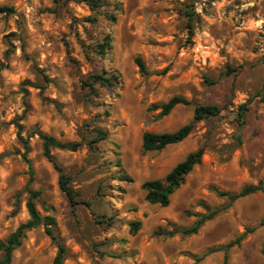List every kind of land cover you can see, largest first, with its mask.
<instances>
[{
	"label": "rangeland",
	"instance_id": "rangeland-1",
	"mask_svg": "<svg viewBox=\"0 0 264 264\" xmlns=\"http://www.w3.org/2000/svg\"><path fill=\"white\" fill-rule=\"evenodd\" d=\"M0 5L12 9L0 12V240L29 218L27 140L29 186L38 191L40 215L56 222L62 264H264L260 191L230 202L194 234L158 233L190 226L204 205L228 203L216 190L264 182V0H107L95 11L84 0ZM105 35L110 47L99 55L94 47ZM102 70L116 75L114 83L96 84L93 92L83 81ZM173 95L190 103L159 115L152 105ZM245 101L240 117L237 106ZM198 103L221 111L196 121L182 141L143 150L144 131L176 130ZM96 128L107 136L91 142ZM37 130L81 143L74 151L52 149L79 192L75 210ZM200 146V163L169 204L148 202L141 184L162 179ZM133 221H140L134 234ZM56 251L41 223L26 231L10 264H52Z\"/></svg>",
	"mask_w": 264,
	"mask_h": 264
},
{
	"label": "trees",
	"instance_id": "trees-1",
	"mask_svg": "<svg viewBox=\"0 0 264 264\" xmlns=\"http://www.w3.org/2000/svg\"><path fill=\"white\" fill-rule=\"evenodd\" d=\"M89 8L95 11L99 6H102L107 3V0H84ZM11 7L6 5H0L1 11H11ZM108 17L114 19L113 14H108ZM188 28L189 33L192 34V21L194 18V11H188ZM94 20V17L91 18ZM110 47V37L105 35L101 41L95 45V52L99 55H103L106 52V49ZM136 63L139 66L140 71L146 72V68L140 57H136ZM1 65V63H0ZM116 75L107 74L105 70L101 72H95L88 75L87 79L83 81L85 86H88L89 89L93 92H96V84L101 86H111L114 83ZM264 88V85H263ZM23 104L25 105V110L28 108V101L26 98L27 90L23 89ZM190 100L182 95H173L167 101L160 104H153V108H160L159 115H166L172 111V109L178 104H189ZM248 108V101L241 102L237 106V113L240 117H243L244 112ZM221 108L214 103H198L193 107V117L192 119L181 125L174 131H165V132H153V131H144L142 134V148L145 151L150 150H161L168 144H173L182 141L186 136L190 134L193 129L194 123L196 121L216 116L220 113ZM17 126L20 131V124L17 123ZM95 136L90 140L91 142H97L99 140L105 139L107 136L106 131L101 128L95 129ZM39 138L42 141V152L43 155L52 163L53 167L58 172V183L60 189L66 194L70 205L73 210L76 209L77 204L81 202L78 198L79 192L74 189L70 184V176L65 172L64 167L59 163L56 157L52 154L53 148L63 149V150H77L81 143L79 141H60L54 136L37 130ZM24 152L22 153L23 158L29 165V180L25 185L24 189L28 192V198L25 202V206L29 213V218L18 225V227L10 233L5 239L0 240V264H10L12 260L13 250L21 244L22 239L25 237L26 231L38 226L43 223L45 232L54 240L57 244V251L53 258L52 264H62L65 257V247L61 242V239L55 234L53 228L56 224L53 217L49 215L41 216L38 210L36 209L35 199L37 198L38 191H34L30 188L29 184L33 180V171L30 164V160L26 156L29 145L27 140H23ZM203 154V147H198L197 149L190 151L182 160L177 162L162 179H147L141 186L145 190V199L150 203H157L162 206H166L170 202L171 194L178 189L181 184L184 183L186 175L193 169V167L200 163L201 157ZM123 180H131L130 177L121 175ZM260 191L264 196V182L261 181L257 184H247L243 186L238 192L230 193L227 191H218L217 194L220 196H226L228 203L218 206L210 207L204 205L205 212L196 213L197 218L195 221L187 227L174 226L172 229H163L160 234L165 236H171L176 233L181 235H191L196 233L199 228L207 221L214 218L216 215L224 211L230 202L236 200L239 197L248 195L250 193ZM88 204V203H87ZM261 224H264V217L261 220ZM140 226V221L131 222L130 232L134 234ZM251 228L250 230H252ZM264 253V244L262 248ZM227 255L225 254V260Z\"/></svg>",
	"mask_w": 264,
	"mask_h": 264
}]
</instances>
